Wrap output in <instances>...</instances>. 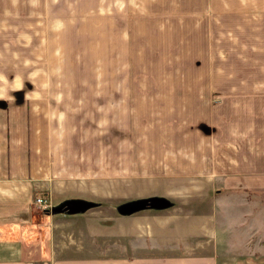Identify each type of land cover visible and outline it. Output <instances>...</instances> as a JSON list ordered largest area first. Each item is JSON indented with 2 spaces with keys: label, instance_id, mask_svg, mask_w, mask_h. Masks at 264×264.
Wrapping results in <instances>:
<instances>
[{
  "label": "rangeland",
  "instance_id": "1",
  "mask_svg": "<svg viewBox=\"0 0 264 264\" xmlns=\"http://www.w3.org/2000/svg\"><path fill=\"white\" fill-rule=\"evenodd\" d=\"M203 22H208L206 36L200 33ZM14 88L40 104L34 111L40 113L39 127L47 134L50 110L65 108L70 115L67 125L61 120L62 128L72 131L80 146L64 145V168L55 171L59 177L53 180L73 190L72 198L90 200L91 208L80 215L55 212L54 193L37 188L50 197L51 212L35 203V191L29 226L21 234L10 229L7 242L0 243L7 246L0 248V264H46L52 252L63 248L87 258L146 254L144 241L158 233L144 238L142 227H155L157 219L162 220L152 216L151 223L149 215H168L165 219L173 222L174 214L186 218L210 213V197L222 199V192H209L206 185L192 191L193 185H184L179 200L167 192L164 196L171 198L163 200L164 206L122 215L131 209L123 199L146 194L137 193L144 187L137 181L142 173L127 166L134 155L126 159L121 148H130V135L135 144L142 143L153 128L145 123L160 113L163 122L173 120L169 114L183 100H262L264 106V0H0L2 98L14 95ZM112 100H119L113 106L119 119V160L123 157L119 168L111 163ZM131 110L132 131L123 120ZM148 115L149 121L140 120ZM135 149L136 160L141 154ZM48 163L56 167L51 159ZM40 171L46 175V169ZM127 176H134L135 184ZM190 224L183 221L184 232ZM133 227L138 232H132ZM233 235L238 240V234ZM176 237L167 235L176 246L168 251H186L187 242L204 240L197 235Z\"/></svg>",
  "mask_w": 264,
  "mask_h": 264
},
{
  "label": "crops",
  "instance_id": "2",
  "mask_svg": "<svg viewBox=\"0 0 264 264\" xmlns=\"http://www.w3.org/2000/svg\"><path fill=\"white\" fill-rule=\"evenodd\" d=\"M177 22L182 23V18H178ZM207 24L202 23V36L207 35ZM19 90L14 88V95L9 97L2 98L0 94V243L7 242L10 229L21 234L24 227L28 228L30 202L37 188L54 193L58 200L55 212L80 215L91 208L90 200L72 198L70 194L73 190L56 185L53 180L59 177L55 171L64 168V145L73 143L80 146L78 138L74 139L76 135L62 128L63 122L68 124L70 115L64 113V107L63 111L50 110L47 134L43 127H39L40 113L34 111L40 104L28 100L30 97ZM118 103L119 100H112L115 120L114 124L111 120L114 139L111 138L110 149L115 156L111 163L116 168L123 161V157L119 160L118 155L119 119L113 108ZM263 110L262 100H221L217 104H212L210 100H200L199 103L198 100H183L169 114L173 119L169 123L163 122L162 113L158 118H152L157 123H145V127L153 128L149 134L145 132L142 143L135 144L133 135H130V148H121L120 153H126L127 159L131 153L135 156V146L139 147L141 156H137L136 160L131 156L127 166L133 169L137 167L142 173L137 181H142L144 187L137 193L146 194L140 198L131 195L123 199V205L128 202L126 205L131 209L121 212L122 215L134 216L136 213H132L135 211L132 205L141 200H166L171 197L179 200L184 185H193L192 191H198L199 185L210 186L209 192L217 188L222 192V199L210 197L214 202L210 213L191 214L186 218L174 214L173 222L165 219L168 215H149L151 223L152 216L162 220H155L158 223L155 227L150 224L142 227L144 230L141 232L146 233L144 238L153 231L159 237H154L150 242L144 241V249H148L146 254L126 256L121 253H100L87 258V254L63 248L65 251L52 252L48 260L50 263L46 261V264H264ZM149 115L140 120L149 121ZM42 117L41 120L45 121L43 114ZM125 119L128 128L134 129L135 112L128 111L127 116H123ZM49 145L53 150L51 156ZM49 159L55 162L54 169L48 163ZM40 167L46 169V175L40 171ZM127 177H130L131 184H135L134 176ZM160 186L162 190L157 189ZM167 192L173 193L172 196H164ZM222 204L224 209H220ZM144 209L149 208H142V211ZM236 212H239L238 216H235ZM151 214H154L152 210ZM184 220H191L192 228L189 231L182 229ZM132 232H138L137 228L133 227ZM234 233L238 234V240ZM167 235L178 236L177 239L184 235L196 238L197 235L204 240L186 241L183 246L189 250L175 252L168 251L176 249V246L168 242ZM6 247L0 244V248Z\"/></svg>",
  "mask_w": 264,
  "mask_h": 264
},
{
  "label": "water",
  "instance_id": "3",
  "mask_svg": "<svg viewBox=\"0 0 264 264\" xmlns=\"http://www.w3.org/2000/svg\"><path fill=\"white\" fill-rule=\"evenodd\" d=\"M159 202L161 204H159ZM160 207V206H164L163 204V200H155V199H150V200H141L136 202L135 204L132 205L133 209L132 210H136V209H142L145 207Z\"/></svg>",
  "mask_w": 264,
  "mask_h": 264
},
{
  "label": "built area",
  "instance_id": "4",
  "mask_svg": "<svg viewBox=\"0 0 264 264\" xmlns=\"http://www.w3.org/2000/svg\"><path fill=\"white\" fill-rule=\"evenodd\" d=\"M34 201L38 206L43 207V209H50L51 207V199L44 192L35 194Z\"/></svg>",
  "mask_w": 264,
  "mask_h": 264
},
{
  "label": "trees",
  "instance_id": "5",
  "mask_svg": "<svg viewBox=\"0 0 264 264\" xmlns=\"http://www.w3.org/2000/svg\"><path fill=\"white\" fill-rule=\"evenodd\" d=\"M45 210H48V209H45Z\"/></svg>",
  "mask_w": 264,
  "mask_h": 264
}]
</instances>
